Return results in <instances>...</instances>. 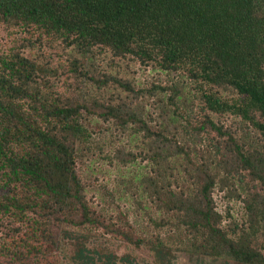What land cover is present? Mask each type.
I'll use <instances>...</instances> for the list:
<instances>
[{
  "label": "trees",
  "instance_id": "trees-1",
  "mask_svg": "<svg viewBox=\"0 0 264 264\" xmlns=\"http://www.w3.org/2000/svg\"><path fill=\"white\" fill-rule=\"evenodd\" d=\"M0 23L78 53L58 91L50 66L0 51V228L13 232L0 237V264H57L62 254L69 264H138L104 253L103 229L154 264H176L180 254L264 264L248 233L221 227L213 200L218 183L249 170L263 187L254 233L264 237V147H247L214 119L240 118L264 141V0H0ZM97 48L176 73L182 89L157 95L154 118L155 90L140 95L128 81L90 75ZM88 83L116 88L117 98L93 96ZM98 120L118 128L116 164L130 169L118 176L116 219L87 198L111 130Z\"/></svg>",
  "mask_w": 264,
  "mask_h": 264
},
{
  "label": "rangeland",
  "instance_id": "rangeland-1",
  "mask_svg": "<svg viewBox=\"0 0 264 264\" xmlns=\"http://www.w3.org/2000/svg\"><path fill=\"white\" fill-rule=\"evenodd\" d=\"M17 29V28H15ZM18 30V29H17ZM13 30L0 23V51L8 52L10 50L19 51L22 54L37 60L40 64L50 66L52 71L47 74L48 84L54 83L56 90L63 91L66 88V78L70 76V62L76 55V51L65 48L62 40L52 39L53 45L49 43L34 44L31 34H23L20 31ZM29 37V38H28ZM31 38V39H30ZM78 54V53H77ZM89 61L90 75L96 78L105 79L108 76L109 80L120 78L128 81L134 86L137 93H148L155 90V96L147 102V110L153 112L155 118L161 112L159 107L163 103L158 101V96H171L173 91H181L179 87L178 74L169 73L159 69L154 65H142L133 57L118 58L108 50L101 48L95 49ZM69 82V81H68ZM44 84V82H43ZM184 84L189 85L187 80ZM182 87V86H181ZM88 93L101 99H116L118 90L111 88L107 91L97 90L95 86L89 83L86 87ZM84 90V89H83ZM85 91V90H84ZM120 97H125L123 93ZM225 97L235 96L231 92H225ZM139 95V96H140ZM191 96H194V102L198 106L195 111H200L201 105L197 98V93L193 88ZM173 108V107H172ZM155 113V114H154ZM214 119L226 127H230L237 134L240 140L245 142L247 147L251 149L262 150L264 147L263 137L249 123L242 121L240 118L225 114L216 115ZM98 125L103 130H108L111 127L109 122L98 120ZM104 137L102 147L104 154L100 161L97 162V169L94 168V173H89L87 176V198L92 207L104 216H113L118 218V176L120 174L128 175L130 169L118 168L115 159L118 150V128H111ZM124 145H120L121 147ZM125 151L131 150L129 146H125ZM135 169V168H134ZM133 170V169H132ZM131 170V171H132ZM138 170V169H137ZM138 171H143L139 168ZM243 177L232 173L226 183H218L213 191V200L215 202V211L222 216L221 227H223L231 236H239L243 233H248L252 244L257 246L260 252L264 255V237L262 232L257 235L254 233L261 226L258 222V213L256 209L257 195L263 194V187L258 178L251 172L243 171ZM124 202H121L123 205ZM129 206V204H126ZM130 220L134 219L133 209H131ZM257 222V225L255 224ZM260 225V226H258ZM255 228V230H254ZM11 235L12 231H6L0 228V237L2 234ZM104 253H112L118 255L131 254L136 257L138 264H154L152 255L144 249L136 250L132 247H127L125 244L118 241L113 234H108L103 229L101 239L98 240ZM57 264H69L68 258L64 254L57 257ZM118 264V263H117ZM176 264H240L233 260L228 262L223 259H214L211 257L197 258L190 257L187 254H180L176 260Z\"/></svg>",
  "mask_w": 264,
  "mask_h": 264
}]
</instances>
